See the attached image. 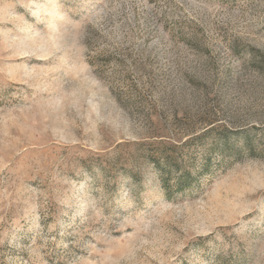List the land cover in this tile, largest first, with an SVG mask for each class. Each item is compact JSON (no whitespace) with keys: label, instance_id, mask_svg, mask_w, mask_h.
Instances as JSON below:
<instances>
[{"label":"rangeland","instance_id":"374dc122","mask_svg":"<svg viewBox=\"0 0 264 264\" xmlns=\"http://www.w3.org/2000/svg\"><path fill=\"white\" fill-rule=\"evenodd\" d=\"M0 264H264V0H0Z\"/></svg>","mask_w":264,"mask_h":264},{"label":"clouds","instance_id":"9594fccd","mask_svg":"<svg viewBox=\"0 0 264 264\" xmlns=\"http://www.w3.org/2000/svg\"><path fill=\"white\" fill-rule=\"evenodd\" d=\"M61 203L68 204V201L63 200V201H61Z\"/></svg>","mask_w":264,"mask_h":264}]
</instances>
